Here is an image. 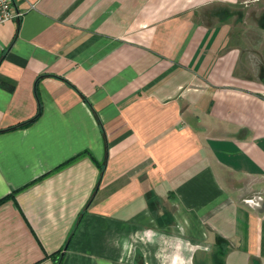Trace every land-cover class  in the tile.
<instances>
[{
  "label": "crops",
  "instance_id": "0c3cea01",
  "mask_svg": "<svg viewBox=\"0 0 264 264\" xmlns=\"http://www.w3.org/2000/svg\"><path fill=\"white\" fill-rule=\"evenodd\" d=\"M237 1L11 0L0 264H264V29Z\"/></svg>",
  "mask_w": 264,
  "mask_h": 264
},
{
  "label": "rangeland",
  "instance_id": "374dc122",
  "mask_svg": "<svg viewBox=\"0 0 264 264\" xmlns=\"http://www.w3.org/2000/svg\"><path fill=\"white\" fill-rule=\"evenodd\" d=\"M247 4V3H246ZM253 6L251 5V7H249L250 9H248V7H245L244 3L241 2V0H238L237 3H235V5L233 4V10H239V14H242L240 13L241 12V7L244 6V9H248V15L246 17H244V20L246 21L245 23L246 24H254V25H257L259 24L260 22V16L263 12V9H264V4H263V0H259V1H255L254 3H252ZM255 14V15H254ZM239 23H241L240 21H242V18L239 17Z\"/></svg>",
  "mask_w": 264,
  "mask_h": 264
},
{
  "label": "built area",
  "instance_id": "2783aa9c",
  "mask_svg": "<svg viewBox=\"0 0 264 264\" xmlns=\"http://www.w3.org/2000/svg\"><path fill=\"white\" fill-rule=\"evenodd\" d=\"M12 11L11 0H0V24L19 17Z\"/></svg>",
  "mask_w": 264,
  "mask_h": 264
},
{
  "label": "clouds",
  "instance_id": "9594fccd",
  "mask_svg": "<svg viewBox=\"0 0 264 264\" xmlns=\"http://www.w3.org/2000/svg\"><path fill=\"white\" fill-rule=\"evenodd\" d=\"M198 247L199 246H193L191 248L190 251H191L192 255L189 256L187 261L182 256L176 255L172 258L171 264H193L194 254H195V251L197 250Z\"/></svg>",
  "mask_w": 264,
  "mask_h": 264
},
{
  "label": "flooded vegetation",
  "instance_id": "af4514ba",
  "mask_svg": "<svg viewBox=\"0 0 264 264\" xmlns=\"http://www.w3.org/2000/svg\"><path fill=\"white\" fill-rule=\"evenodd\" d=\"M255 1H259V0H248L247 1V4H246V6L248 7V9H250L249 7H251V5L253 6V4L252 3H254ZM263 4H264V0H263ZM251 10V9H250ZM239 11V10H238ZM238 15H239V12H238ZM255 15V14H254ZM240 16V15H239ZM260 22H259V24H257V25H254V26H258V27H262L263 29H264V9H263V12H262V14H261V16H260ZM250 25H252V24H250Z\"/></svg>",
  "mask_w": 264,
  "mask_h": 264
},
{
  "label": "trees",
  "instance_id": "16d2710c",
  "mask_svg": "<svg viewBox=\"0 0 264 264\" xmlns=\"http://www.w3.org/2000/svg\"><path fill=\"white\" fill-rule=\"evenodd\" d=\"M87 152L86 151H83V152H80L78 153L77 155L73 156L72 158H69L68 160H66L64 163H62L61 165L58 166V168L68 164V163H71L72 161L76 160L77 158L81 157L82 155H86ZM7 197H4V198H1L0 199V203L3 202Z\"/></svg>",
  "mask_w": 264,
  "mask_h": 264
}]
</instances>
